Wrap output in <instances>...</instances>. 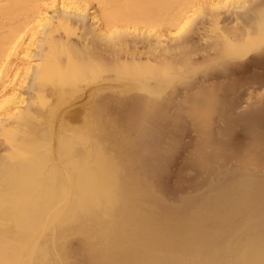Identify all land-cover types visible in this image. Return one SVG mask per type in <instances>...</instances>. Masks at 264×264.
I'll list each match as a JSON object with an SVG mask.
<instances>
[{"label":"bare ground","instance_id":"1","mask_svg":"<svg viewBox=\"0 0 264 264\" xmlns=\"http://www.w3.org/2000/svg\"><path fill=\"white\" fill-rule=\"evenodd\" d=\"M258 57L264 0H0V264H264V101L235 151L213 134L235 89L186 98L173 123L197 127L215 180L177 211L113 115L159 126L180 87Z\"/></svg>","mask_w":264,"mask_h":264},{"label":"rangeland","instance_id":"2","mask_svg":"<svg viewBox=\"0 0 264 264\" xmlns=\"http://www.w3.org/2000/svg\"><path fill=\"white\" fill-rule=\"evenodd\" d=\"M245 18L243 15L244 21ZM204 19L197 21L196 33L202 32L200 29H203ZM233 21L234 14L224 15L223 25L231 24ZM199 35L190 33L185 38L195 41L199 39ZM14 60L15 57L10 61ZM260 63L261 58L258 57L244 66L236 64L226 73L216 72L199 76L190 87H180L175 96L170 95L165 99L163 123L153 128L145 126L144 120L140 117L141 113L123 115L122 112L114 111L113 115L117 117V127L121 130L122 137H129L138 144L129 153L137 165L136 173L139 180L144 187L155 191L158 200L165 207L175 211L191 207L192 201L207 194L215 180L214 176L207 177L196 168L201 145L197 127L188 122L184 123V126H177L172 118L181 115L188 96L212 86L223 87L226 92L227 89L233 88L234 93L227 92V102L233 105L232 109L229 108L224 118H219L213 134L220 140H226L228 137L227 140L233 142L231 148L239 150L249 141L246 133L249 126L244 119L247 115L256 113L258 106L263 105L264 101V66ZM86 101L82 100L81 104ZM234 119L244 123L224 124V121ZM140 129L145 130L144 135L139 133ZM226 130L233 133L232 136L226 135L224 133ZM80 243V239L74 240L72 248L77 259L82 260Z\"/></svg>","mask_w":264,"mask_h":264}]
</instances>
